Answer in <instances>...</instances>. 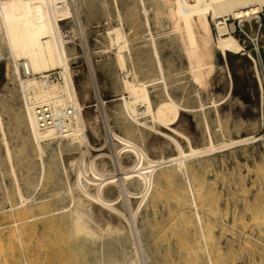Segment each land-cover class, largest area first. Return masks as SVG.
<instances>
[{
    "label": "rangeland",
    "instance_id": "obj_1",
    "mask_svg": "<svg viewBox=\"0 0 264 264\" xmlns=\"http://www.w3.org/2000/svg\"><path fill=\"white\" fill-rule=\"evenodd\" d=\"M139 1L70 0L71 10L74 12L72 13L73 17L70 19L77 17L76 22L74 23L70 19L62 21L63 25L67 23L72 27L73 36L68 45L72 47L70 49L72 52L71 68L76 77L77 86L79 89L81 88L79 78L82 75L88 76V80L91 81L88 96L85 99L84 111L88 116H96L94 125L96 129L93 131V127L88 128V135L92 144L90 152L93 155L105 152L107 156L112 155V158L117 159L120 147H118V142L115 140L110 128L122 134H131V131L128 132L129 128L128 130L126 128L128 126L122 124V122H125L121 120L122 118L120 119L121 105L119 103H122L121 97L123 94L120 80L122 73L115 59L117 46L111 43L107 32L114 25L123 22L131 52L135 59L140 57L142 63H146L144 58L148 60L149 56L147 55L150 54V31L145 24ZM145 1L147 9L149 8L148 12H150L151 31L157 37L161 49L164 46L162 49L164 57H167L170 64L173 63V68L177 70H173L175 73L172 71V76L170 75L172 81L175 80L173 85L170 76L168 77L170 80H167L171 82L176 98L179 99L180 97L182 103L191 105V109L182 112L178 126L191 137L194 146L210 145V141H212L216 146L222 144V147L201 154L202 156L191 157L189 159V173L183 174L181 172L178 173L179 175L174 176L176 178L170 176L168 181V178H166V181H161L159 184L161 188L159 186L158 188L163 193L160 192L159 197L158 195L157 197L153 196L155 194L154 188L151 194L149 193L147 200L145 199L140 204V189L133 186L130 187L132 191L129 194L132 197L127 193L123 195L122 209L129 218L132 216H129V214L133 213L130 212L131 209L137 208L139 206L138 202L140 204L136 217L138 220L132 217V220L134 219L132 225L135 222L133 228L136 234L137 229L141 228L143 241L138 238V243L144 264H192L195 258L199 259L200 264H211V260L212 264H264V28L260 35L259 55L250 52L251 45H248L242 51L243 53L228 52L225 57L217 52L216 57L218 59H215V67L213 73H211L212 77L210 76V83L208 81V88H205L198 85L191 78L192 75L186 67V60L175 49L176 47H173L172 43H175V41H171L169 36L168 18L165 13H159L158 11L163 8L161 0ZM260 14L264 21V7ZM236 36L240 39L239 35ZM240 41L242 42L241 39ZM6 43L3 34L0 35V112H2L1 118L2 115L4 117L2 119L4 130H1L2 127L0 126V189H4L2 190L4 192L0 190V220H2L0 221V264H81L82 259V264H123L118 261L111 262V257L108 253H105L107 249L102 241L103 239L93 244L94 246L92 245L93 248L90 251L81 254L70 252L71 242L67 237V227L62 226L59 228L60 226L55 224L54 227L57 230L58 228L62 230L66 228L63 233L59 232V234V230L55 231V229L51 232H47L48 230L41 232V228H39L41 222L38 218L41 215H36L38 225L34 233L28 236L30 242L26 239H22V241L19 238L15 239V235L12 237L15 229L13 228L11 231L12 227H15L12 224L15 219L13 204L16 201L11 190L12 183L15 182V175L7 159V153L5 152L7 141H4V137L11 146L13 160L16 161V163L14 161L15 171L20 182L21 180L22 182L28 180L30 177V181L33 179L35 182L38 180L36 183H41L36 191L32 189L28 192L32 195L35 193L34 196L43 193L42 195L47 194L46 198H49L51 197L50 194L58 189L57 186H64V183L68 184V181L74 184L75 172L73 164L66 160L70 152L64 151L63 156L65 157L70 179L67 181L66 176L63 175L60 183L55 182L57 181L56 172L50 173V170L43 175L41 157L33 148L32 145L34 144L29 141L31 140L29 139L30 135L27 133L28 130L26 131L27 128L25 129L27 125H25V119L22 117L24 116V114L22 115L24 107L22 106L21 88L19 79L15 77L12 71L14 60ZM127 50L128 48H125L124 52L127 53ZM250 53L256 59L261 81L258 79L257 69L254 65L255 61L249 55ZM21 68L23 76L24 70L23 67ZM56 71L59 72L60 70ZM147 74L151 76L153 71L151 70ZM23 77L27 78L25 75ZM231 79L232 86L230 85ZM55 80H61V74ZM150 92L154 104L162 98L158 87L150 88ZM202 103H204L205 108L200 107ZM123 125H125L126 131ZM162 130L165 131L166 129ZM1 131L6 132L5 134L2 133L6 136H2ZM145 131L149 133L146 132V135L145 133L144 135L134 134L135 131L132 133L135 138H139L140 144L148 150L147 152H149L151 158H159L164 151L163 155L165 156L177 153L174 146H168L169 138L163 133H156V131L153 132L150 129H145ZM241 136H251L250 138L253 136L254 138L241 142L239 140ZM179 140L185 149H189V145L184 138L180 137ZM154 142H157L155 145H163L164 150H155L152 145ZM46 150L45 159L53 153L51 147L47 146ZM79 150L76 147L71 154L79 155ZM162 150L163 152H161ZM56 151H54V158H56L54 161H61V154L58 150ZM28 165L29 167H27ZM167 168L169 167L160 168L156 173L161 174ZM41 174L43 179H41ZM186 174L188 175L186 176ZM155 176L157 175L155 174ZM171 177L174 179L172 180ZM189 177L192 179L198 197L203 196V203L198 205V210L190 200L191 193L187 181ZM179 186L184 190L179 192ZM178 193H180V198ZM181 199L183 200L180 201ZM39 211V207H34L33 213L30 212V214ZM196 211L202 216L203 223L201 226L197 220ZM125 224L128 225L127 222ZM201 231H205V235ZM47 235L50 237H46ZM54 236L56 240H54ZM38 237H40L39 240ZM48 239L49 241L52 240L53 246L50 245ZM117 241V251H119L121 258H126V252H130L126 249H130L129 246L131 245L124 241L121 243L122 240ZM13 243L16 246H13ZM27 243H31L32 248H28ZM18 244L20 247L17 246ZM91 252L93 253L91 254Z\"/></svg>",
    "mask_w": 264,
    "mask_h": 264
},
{
    "label": "bare ground",
    "instance_id": "obj_2",
    "mask_svg": "<svg viewBox=\"0 0 264 264\" xmlns=\"http://www.w3.org/2000/svg\"><path fill=\"white\" fill-rule=\"evenodd\" d=\"M161 3L163 8L158 11L159 13H165L168 18L170 28L168 32L170 35L168 33L167 35L171 37V41H175V43H172L173 47H176L175 49L186 60V67L192 75L191 78H193L198 85L205 88H208L207 83L215 67L217 52H220L225 57L228 52L239 53L245 49L244 44L235 34L229 31L227 23L221 17L232 14L235 17L244 16L251 19L254 15H260L264 7V0H161ZM139 5L144 15L145 24L148 26L147 29L150 31V54L147 55L149 56V61L144 58L146 63L143 64L140 57H136V59L139 60L137 62L128 46L127 33L123 22L114 25L107 32L111 39V43L117 46L115 59L122 73V78L120 80L123 94L121 97L122 103H119L121 105V111L119 112V114L121 113L120 119L122 118L121 120L125 122H122V124L128 126L126 127L127 130L129 128L128 132L131 131V134L129 133L130 135H128L127 133L122 134L110 128L115 140L118 142V147H120L118 157L115 159L112 158V155L107 156L105 152L96 155L90 152L92 144L88 135V128L93 127V131L96 129V126H94L96 116H88L84 108L91 81L88 80V76L82 75L79 78L81 88H78L76 77L71 68L72 52L70 49H72V47L68 45L70 39L63 33L62 21L72 18V13H74L71 10L70 0H0V35L3 34L7 42L6 44L8 45L9 53L14 60L12 71L15 77L19 79L21 88L22 106L24 107L22 113L24 116L22 117L25 119V125H27L25 129L27 128L26 131L28 130L27 133L30 135L29 139L31 140L29 141L33 142V148H35V151L41 157V171L43 175L49 170L50 173L56 172L57 181L55 182L60 183L63 179V175L66 176L68 181L70 179L69 171L65 163V157L63 156V152L68 151L70 153L67 155L66 160L73 164L75 172L74 184L69 181L68 184L63 182L64 186H57L58 189L52 192L49 198H46L47 194L42 195L43 193L34 196L35 193L32 195L28 192L32 191V189L36 191L41 183H36L38 180L35 182L32 179L36 183L35 184L32 180H29L31 179L29 176L28 180H23V182L21 180L22 183L20 182L15 171L16 161L13 160L11 146L4 137V141H7L5 151L7 153V159L15 175V182H11V192L13 195L10 193V196L12 195L16 201L15 204H13L15 219L14 223H12L15 227L11 225V231L13 228L16 229V231L14 229L16 233H12V237L15 235V239L19 238L21 241L22 239L29 241L28 236L37 229L38 221L36 219L39 218L41 222L39 227L41 228V232L44 230L51 232V230L55 229V224H58L60 226H58L59 228L62 226L67 227V237L71 242L70 252L74 254L90 251L91 248H93V244L103 239L102 241L107 249L105 253H108L109 257H111V262L118 261L123 264H144V259H142L138 243V238L140 241H143L141 228L137 229L136 234L133 228L135 222L132 225V221L137 219L136 217L139 212L140 204L145 201V199L147 200L149 193L151 194L154 188L155 194L153 196L157 197L158 195L159 197L160 192H162L159 190V188H161V185L159 186L161 181H166V178H168V181L170 176L174 177L181 172H183V174L189 173V159L191 157L208 153L211 150L222 147V144L216 146L212 141H210V145L194 146L191 137L178 126L182 112L191 109V105L189 106L187 103H182L180 97L177 99L174 95L172 85L175 80L172 81L171 73L175 68L172 66L173 63L170 64V60L164 57L162 52L164 46L161 49L157 37H155L151 31L150 12H148L149 8L147 9L146 1L140 0ZM74 19H76V17H74ZM214 23L217 27V34L214 31ZM125 48H128L127 53L124 52ZM165 58H167V60H165ZM251 58L255 61L254 65L257 69L258 79L261 81L256 59L252 54ZM172 61L171 59V62ZM21 67H23L25 73H28L26 76L27 78H24V75L22 76ZM54 70H60L61 80L56 81L55 79H47L50 72ZM151 70L153 74L149 76L147 72ZM175 71L173 72L175 73ZM145 74H147V76H145ZM169 76L172 83L169 82ZM173 76L175 75L173 74ZM230 85H233L232 79ZM152 87H158L161 92L160 97H162L161 99L159 97L160 100H157L155 104L150 94V88ZM41 105H50L55 110L59 115V126L55 124H40L37 108ZM200 107L205 108L204 103H202ZM69 109H71V114L67 113ZM1 113L2 112H0V126L2 127L1 130H4V122L2 120L4 117L2 115L1 118ZM124 127L125 125H123V128ZM131 129L135 131L134 134L138 135H144V133L146 135V132L149 133L145 131V129H150L153 132L156 131V133H163V135L169 138V140L167 139L168 146H174L177 153L165 156L163 155L165 152H163L164 146L155 145L157 142H154L152 144L153 148L155 150L163 149L161 151L163 153H161L162 155L159 158H151V155L147 152L148 150L140 144L139 138H135L132 133L134 131ZM162 129L166 130L163 131ZM2 133H4V131H1V135ZM180 137L187 141L189 149H185L184 145H182L179 140ZM241 137L239 138L241 142L254 138L253 136L252 138H250L251 136ZM210 139H212V137H210ZM234 141H232V143H234ZM47 146L52 148L51 152L53 153L50 157L45 159V154L48 150V148L46 150ZM76 147L80 149V154H71L72 150ZM56 150L61 154V161H54L56 159L54 158V151ZM125 157L127 158L126 160ZM165 166L169 167L166 171L164 169L163 173H156L158 169ZM27 167H29V165ZM20 171L22 170L20 169ZM155 174L157 176H155ZM43 175L41 179H43ZM187 175L188 174H186V176ZM187 179L191 193V199H189L192 200L191 202L198 210V205L203 203V196L201 195L202 197H198L199 195L193 187L192 179L190 177ZM132 186L140 189L141 196L139 197L141 199L140 204L138 202L139 206L137 208L134 207L135 209H131L130 212L133 213L129 214V216L132 215L130 216L131 218H129L122 209L124 203L122 200L124 194H131L132 190H130V187ZM180 187L181 186H179V188ZM181 188L178 190L179 192L184 190ZM0 190L2 191L4 189ZM179 194L180 193H178V197ZM129 196L132 197L131 195ZM182 200L183 199L180 201ZM34 207H39L40 211L30 214V212L33 213ZM29 210L32 211L29 212ZM196 212L197 220L200 222L201 226L203 223L202 216L198 211ZM36 215H41V217L36 218ZM8 217L10 216L8 215ZM132 217L134 218L133 220ZM125 222H127L128 225H126ZM59 228V231L55 229V231H58V234L59 232L63 233V230L66 229L62 230ZM201 232L205 235V231ZM55 236L54 240H56ZM46 237L50 236L47 235ZM39 238L40 237H38V240ZM52 240L49 241L48 239L50 245H52ZM116 240H122L121 243L124 241L128 243V245H131L129 246L131 247L130 249H126L127 251L130 250V252L128 253L125 251L127 253V256L125 255L126 258H121L119 251H117ZM27 244L28 248H30L31 243ZM13 246L16 245L14 244ZM17 246L20 247L19 244ZM123 246L126 247L125 245ZM104 249L102 250L104 251ZM93 252H91V254ZM94 253L96 254V252ZM29 254L27 255L29 256ZM192 264H200L199 259L195 258Z\"/></svg>",
    "mask_w": 264,
    "mask_h": 264
},
{
    "label": "built area",
    "instance_id": "obj_3",
    "mask_svg": "<svg viewBox=\"0 0 264 264\" xmlns=\"http://www.w3.org/2000/svg\"><path fill=\"white\" fill-rule=\"evenodd\" d=\"M261 15V14H260ZM260 15H254L251 19H248L244 16H233L232 14H228L225 17H221L227 23L229 31L235 35H239L242 43L244 44V48L248 45H251V53H255L256 55L260 54V35L264 28V21ZM77 19V17H76ZM76 19H72V22H76ZM69 24L63 25V33L65 36H68V39H72V30ZM214 30L217 34V27L214 23ZM243 49V50H245ZM251 53L249 54L251 56ZM24 75L27 76L28 73ZM58 71H51L49 77L47 79H57L59 76ZM68 114H71V109L68 110ZM37 115L40 124H55L59 126V115L55 112V110L50 105H41L37 108Z\"/></svg>",
    "mask_w": 264,
    "mask_h": 264
}]
</instances>
